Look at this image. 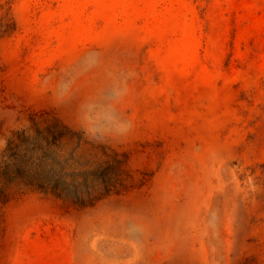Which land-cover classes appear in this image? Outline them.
I'll use <instances>...</instances> for the list:
<instances>
[{
    "label": "rangeland",
    "instance_id": "obj_1",
    "mask_svg": "<svg viewBox=\"0 0 264 264\" xmlns=\"http://www.w3.org/2000/svg\"><path fill=\"white\" fill-rule=\"evenodd\" d=\"M0 264H264V0H0Z\"/></svg>",
    "mask_w": 264,
    "mask_h": 264
}]
</instances>
